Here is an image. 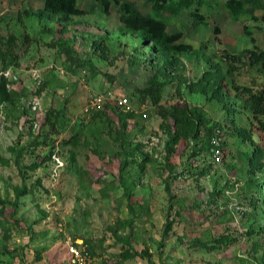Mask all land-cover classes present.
Instances as JSON below:
<instances>
[{"label":"rangeland","instance_id":"obj_1","mask_svg":"<svg viewBox=\"0 0 264 264\" xmlns=\"http://www.w3.org/2000/svg\"><path fill=\"white\" fill-rule=\"evenodd\" d=\"M121 1L167 20L194 50L166 64L123 30L113 3L105 13L98 0H79L89 12L63 19L41 15L44 0H0V41L14 38L0 60V264L71 263L70 246L82 242L87 264H264L262 122L235 96L226 99L230 112L191 85L221 68L264 87V66L250 53L264 51V6L247 4L236 20L226 0H204L200 20L197 3L174 12ZM62 46L76 51L75 62ZM154 76L166 81L165 110L187 104L221 126V162L204 136L168 149L163 119L142 93ZM94 93L110 104L86 112ZM258 146L263 163L253 167ZM128 241L150 260L118 262Z\"/></svg>","mask_w":264,"mask_h":264},{"label":"trees","instance_id":"obj_2","mask_svg":"<svg viewBox=\"0 0 264 264\" xmlns=\"http://www.w3.org/2000/svg\"><path fill=\"white\" fill-rule=\"evenodd\" d=\"M101 9L105 13H109L110 5L116 4L118 6L120 21L123 25V30L135 34L140 38L142 45H151V50L154 53H161L165 56L166 64L180 65L181 61L179 55L185 52L193 51V46L181 41L182 32L169 33L167 20L153 15H146L142 13L134 2L121 0H98ZM153 3L156 9H167L178 12L182 8H190L194 3L197 7L192 10V15L197 19H204V15L200 11L204 0H148ZM256 8L257 6H264L263 0H226L225 5L228 15L231 19H238L241 14L247 12L246 5ZM89 11L80 6L79 0H44L41 15H49L51 17H62L67 19L73 16H83ZM264 18V17H263ZM14 38L10 37L8 44L0 41V60L8 61L9 56L13 53ZM69 62H75L76 51L68 46L61 47ZM251 60L253 63H262L264 66V51L258 54L251 50ZM231 58L239 59L237 55H228ZM232 72V71H231ZM192 89L198 90L209 96L210 99H217L222 102L230 112L234 109L227 104L228 95H233L237 99L242 100L244 105L250 109L254 117L262 122L264 129V87L256 88L251 85H243L237 83L234 78L229 79L221 68L215 71H207L196 82H193ZM166 86V81H162L159 77H151L147 86L143 89V95L148 98L152 104L157 108L158 113L163 119L162 127L168 133L169 140L167 142L168 149L172 143L180 142L184 139L187 143L191 140H199L203 137L204 148L212 150V137L217 130H222L218 123L210 124L202 110L193 109L187 104H176L170 111L165 110L161 105V93ZM107 100L104 103L107 104ZM110 104V103H108ZM54 116L59 115L58 111L52 112ZM239 135L247 137L249 135L246 130L237 131ZM122 135L125 134V127L121 129ZM204 133V134H203ZM200 152V151H199ZM224 158V155H223ZM263 148L257 147L249 164L253 167L262 165ZM5 204L0 197V204ZM232 239L227 237L223 239H216L219 243H213L211 249L220 247L221 242H231ZM129 247L123 248L119 254L120 260L123 263L126 260L141 257L150 260V252L148 249L137 250L128 241ZM90 246V245H89ZM91 253V246H90ZM41 259L40 255L37 257ZM52 264H72V263H52Z\"/></svg>","mask_w":264,"mask_h":264},{"label":"built area","instance_id":"obj_3","mask_svg":"<svg viewBox=\"0 0 264 264\" xmlns=\"http://www.w3.org/2000/svg\"><path fill=\"white\" fill-rule=\"evenodd\" d=\"M35 78L38 81V84L42 81L41 74L35 73ZM107 100V96L104 93H94L90 95L88 103L85 107L86 112H91L97 108H99L101 105H103ZM115 100V99H114ZM117 104L124 105L125 102L122 99H117ZM212 155L214 157V160L216 162H221L223 159V150L221 146V138L219 136L218 131L213 135L212 137ZM71 251V263L72 264H87V254L88 250L85 245H83V242L81 243V246H70Z\"/></svg>","mask_w":264,"mask_h":264},{"label":"crops","instance_id":"obj_4","mask_svg":"<svg viewBox=\"0 0 264 264\" xmlns=\"http://www.w3.org/2000/svg\"><path fill=\"white\" fill-rule=\"evenodd\" d=\"M81 7L84 9H87V10L89 9V7H87V6H81Z\"/></svg>","mask_w":264,"mask_h":264}]
</instances>
